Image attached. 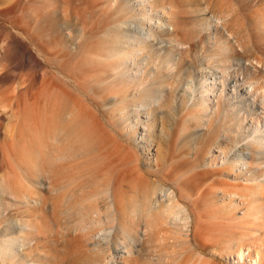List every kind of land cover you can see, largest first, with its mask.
Listing matches in <instances>:
<instances>
[{
  "label": "rangeland",
  "instance_id": "obj_1",
  "mask_svg": "<svg viewBox=\"0 0 264 264\" xmlns=\"http://www.w3.org/2000/svg\"><path fill=\"white\" fill-rule=\"evenodd\" d=\"M137 27L155 38L131 53ZM145 87L156 103L131 109ZM256 134L264 0H0V244L16 246L0 264H95L115 248L120 264H247L239 248L264 264ZM42 159L71 164L59 195L42 188L47 204L25 195ZM97 206L101 250L87 237Z\"/></svg>",
  "mask_w": 264,
  "mask_h": 264
},
{
  "label": "bare ground",
  "instance_id": "obj_2",
  "mask_svg": "<svg viewBox=\"0 0 264 264\" xmlns=\"http://www.w3.org/2000/svg\"><path fill=\"white\" fill-rule=\"evenodd\" d=\"M144 17H146L148 20H150L151 21V17H148V16H145V14H144ZM163 20H165L166 19V16L164 15V17L162 18ZM159 23H161L162 24V22H160L159 21ZM124 25H128V23H124ZM119 26H121V25H119ZM135 30V39L136 40H138V42L136 41V42H134L133 43V51L131 50V49H128V51L129 52H131V53H134V51L136 50V49H138V50H141V49H143V48H145V47H149L150 45H151V41H152V39H154L155 38V36L151 33V30H148V29H146V28H140V27H137L136 29H134ZM119 32V31H118ZM116 34H120V33H116ZM156 43V41L154 40L153 41V44H155ZM120 49H124V47H119ZM117 49V47L115 48V50ZM123 54V53H122ZM132 55V54H131ZM123 59V58H122ZM110 72V71H109ZM108 74V73H107ZM52 84H54V85H56L55 83H52ZM57 85H58V83H57ZM50 86V85H49ZM53 86V85H52ZM63 86V85H62ZM54 87V86H53ZM69 88V87H68ZM144 89H147L148 90V95L149 96H139V100H138V98H136V96L134 97V99L132 100V108L131 109H140V110H147L150 106H152L153 104H155L156 102H154L153 101V94L151 93L152 91H153V89L152 88H150V87H145ZM49 90H52V89H49ZM60 90V89H59ZM143 90V89H142ZM54 91V90H53ZM68 91V90H67ZM50 92V91H49ZM145 92V91H144ZM158 92H160V91H158ZM161 92H163V91H161ZM44 95H45V93H44ZM47 95V94H46ZM49 96H50V94H48ZM58 95V94H57ZM155 95V94H154ZM51 96H52V94H51ZM61 96V95H60ZM63 96V95H62ZM121 97L122 98H124V96L123 95H121ZM129 97V96H128ZM50 98H52V97H50ZM49 98V99H50ZM58 98V97H57ZM72 98H73V96H72ZM144 98V99H143ZM62 99V98H61ZM43 100V99H42ZM52 100V99H51ZM44 101V100H43ZM49 101V100H48ZM61 101V100H60ZM68 101V100H67ZM123 101H125V100H123ZM128 101V100H127ZM45 102V101H44ZM54 102V101H53ZM122 102V101H121ZM43 103V102H42ZM46 103V102H45ZM48 103V102H47ZM69 103V102H68ZM125 103H127V102H125ZM69 105V104H68ZM123 106V105H122ZM125 106V105H124ZM41 107H42V104H41ZM45 106H44V103H43V108H44ZM39 108H40V106H39ZM122 108V107H121ZM127 108H128V106H127ZM52 109V108H51ZM63 109V108H62ZM125 109V108H124ZM41 110H43V109H41ZM45 110V109H44ZM64 110V109H63ZM67 110V109H66ZM87 110V109H86ZM121 110H123V109H121ZM130 110V109H129ZM128 110V111H129ZM90 110H88V112H89ZM70 112V111H69ZM44 113H45V111H44ZM42 114L43 115V117H44V115L45 114ZM60 113V112H59ZM58 113V114H59ZM5 115V117H6V119L8 118L7 117V113H5L4 114ZM66 115V114H65ZM68 115V114H67ZM66 115V116H67ZM41 116V115H40ZM66 116H64V114L63 113H60L59 114V116H57V118L59 117V119H62L63 121H65L66 122ZM69 116V115H68ZM5 117H4V119H5ZM67 118H69V117H67ZM70 118H71V116H70ZM69 118V119H70ZM59 119H57V120H59ZM53 120V119H52ZM56 121V120H55ZM63 121H61L60 120V122H63ZM59 122V121H58ZM54 123V122H53ZM56 124V123H55ZM66 124V123H65ZM46 126V125H45ZM47 127V126H46ZM8 128H9V126H8ZM11 128V127H10ZM47 129V128H46ZM45 131V130H44ZM47 132H48V130H47ZM45 133V132H44ZM46 135V134H45ZM48 135V134H47ZM46 137V136H45ZM251 140H252V142L254 143V144H256L257 146H259V145H264V136L263 135H260V134H256V135H254L252 138H251ZM47 141V140H46ZM43 144H45V143H43ZM23 145H24V143H23ZM32 145V144H31ZM25 146V145H24ZM33 146H35L34 144H33ZM40 146H41V144H40ZM44 146V145H43ZM37 147V146H36ZM24 148H26V147H24ZM35 148V147H34ZM42 148V147H41ZM260 148V146L259 147H256V149H259ZM33 149V148H32ZM35 149H37V148H35ZM22 150H24L23 148H22ZM27 150V149H26ZM26 150H24V152H26ZM42 149H40L39 150V152L41 151ZM24 152L22 153V154H24ZM37 152V151H36ZM34 154H36V153H34ZM42 154V153H41ZM26 156V155H25ZM42 156V155H41ZM22 157H24V155L22 156ZM32 157H34V156H32ZM44 157V156H43ZM27 159H29V158H27ZM26 159V160H27ZM34 159V158H33ZM32 159V160H33ZM36 159H37V157H36ZM35 159V160H36ZM30 160V159H29ZM38 160V159H37ZM43 160V159H42ZM235 160H237V159H232L231 161H230V159L228 160V159H226L225 161L226 162H229V164L228 165H233V163H234V161ZM24 162H25V159L23 160ZM23 161L21 162V163H23ZM31 161V160H30ZM34 161V160H33ZM45 163H46V167H47V169H46V167H45V169H44V171L42 172V173H40L38 176H40L41 177V179H42V181L39 183L40 185H41V187H40V190L39 191H36V192H33L32 191V193L33 194H26L25 193V195H27L29 198H31V199H34V203H41V204H47V202L49 201V199L46 197V195L43 193V191H42V188L44 187V188H48V189H50L51 191H54V192H56V194L57 195H59L60 194V190L61 189H59V187L62 185V180H63V178L66 176V173L63 171V169L64 168H67V167H69V166H71V164H68V165H64V164H62V165H56V164H50L49 163V161H47L48 162V164H47V162L45 161V160H43ZM42 161V162H43ZM29 161H27V164L29 165V163H28ZM31 164V163H30ZM23 165L25 166L26 164H24L23 163ZM22 165V166H23ZM27 167V166H26ZM30 167V166H29ZM43 169V168H42ZM161 189V192H162V194H163V192H167L169 189H166V188H164V187H161L160 188ZM160 191V190H159ZM159 191L157 190V192L159 193ZM172 190L170 189V193H169V195H171V197L172 198H174L175 196H174V194H173V192H171ZM40 192H42V196L41 197H35V196H33V195H36V194H39ZM154 192H156V191H154ZM151 193V192H150ZM101 198L103 199V201L106 203V205H107V207L112 211V213H113V215H115L116 214V212H117V206H116V202H115V197H114V192H113V189L111 188V187H106L105 189H103L102 190V192H101ZM162 194H161V196H162ZM159 195V194H158ZM164 195H165V193H164ZM163 195V196H164ZM150 196V195H149ZM160 196V197H161ZM158 196H157V193H156V195H155V198L156 199H158L157 198ZM154 198V197H153ZM155 199V200H156ZM157 201V200H156ZM177 206H178V209H179V213H182V214H184V215H186V218L190 221V214H189V211H188V209L186 208V206H184L183 204H181V203H177ZM93 213H94V220H93V223L92 224H90L88 227H87V230H88V234H87V237H88V239L92 242V244L95 246V249H98V250H101V242H102V235H101V231L103 230L102 228H101V226H103V219H102V215H101V209H100V207L99 206H97V207H95L94 208V210H93ZM112 221L114 222L115 221V219H112ZM99 228V229H98ZM5 239V238H4ZM15 240L16 241H18V243L19 244H24V242H23V238L22 239H20V238H15ZM31 239H29V241H30ZM1 246H2V249L0 250V254H2V255H7V253H13L14 251H12V249H8V247H7V245H12V247L14 248V250H16V246L14 245V244H12L11 242H9L8 240H3L2 242H1V244H0ZM119 248H115V249H111L110 251H109V253H107V254H104L103 256L101 255V256H99L97 259H96V262H95V264H120L121 263V261H119ZM247 250H248V252H247ZM124 253H126V255L127 256H131V251L129 250V249H125V251H124ZM256 253V255H254ZM12 255V254H11ZM234 255H237V256H239L240 258H241V261L242 262H245V261H248V263H249V260L250 261H253V264H259V256H258V253L257 252H255L254 250H252L251 248H246V251L243 249V248H239V249H235V251H234ZM125 256V254H122L121 255V257H120V259L122 258L123 259V257ZM127 260V259H126ZM129 260V262L131 261L132 262V260L134 261V258H130V259H128ZM247 263V264H248ZM132 264V263H131Z\"/></svg>",
  "mask_w": 264,
  "mask_h": 264
}]
</instances>
